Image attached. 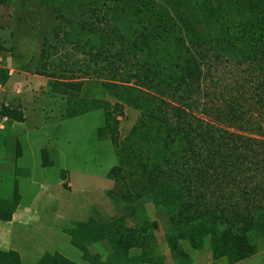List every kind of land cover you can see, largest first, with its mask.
<instances>
[{"label": "rangeland", "instance_id": "1", "mask_svg": "<svg viewBox=\"0 0 264 264\" xmlns=\"http://www.w3.org/2000/svg\"><path fill=\"white\" fill-rule=\"evenodd\" d=\"M149 1L166 6L183 34L196 40L206 36L200 46L187 41L202 68L198 106L186 108L187 112L205 122L220 120L223 123H217L224 130L254 138L264 148V1ZM67 4L66 0H6L0 4V109L9 105L24 115L23 122L4 121L0 115V200L13 199L15 187L21 197L14 218L9 223L0 221V251H16L20 264H41L45 254L53 253L88 264L71 243L68 231L90 219L107 222L134 208L117 205L106 196V190L113 187L107 173L117 164V145L112 139L122 142L140 111L119 103V113L111 89L104 84L140 89V78L125 82L129 75L114 73L105 59L98 61L96 48L81 47L86 39L66 40L63 30L85 19L72 15ZM99 26L112 37L111 27L105 22ZM238 51L245 56L237 57L234 52ZM132 74L140 76V70L132 69ZM96 100L104 103L102 107L66 117L70 102L87 106ZM107 103L113 107L106 108ZM230 108L238 111L241 120H227ZM257 160L243 166V175L247 187L257 185L264 192V170L256 173ZM259 166L264 169V161ZM242 177L238 175L239 180ZM159 184L166 190L175 187L169 180H159ZM181 199L170 195L164 206L144 200L150 222L140 243L146 246L153 236L152 261L229 264L219 256L210 235L199 237L196 222L174 223L178 210L172 203ZM260 212L264 217V210ZM228 215L233 219L231 212ZM170 225H175L171 239L176 255L167 237ZM223 226L216 220V231ZM247 233L252 239V232ZM255 242L256 252L234 264H264V238ZM106 249L103 243L88 244L93 256H104ZM144 251L140 246L130 255H140V264H148Z\"/></svg>", "mask_w": 264, "mask_h": 264}, {"label": "trees", "instance_id": "2", "mask_svg": "<svg viewBox=\"0 0 264 264\" xmlns=\"http://www.w3.org/2000/svg\"><path fill=\"white\" fill-rule=\"evenodd\" d=\"M4 2L0 0V4ZM66 3L65 8L73 13L70 14L85 18L63 30L66 40L73 43L86 39L81 47H89L90 51L96 48L94 56L98 61L105 59L114 73L129 75L125 82L140 78L141 87L104 84L111 89L116 99L114 108L119 107V113L122 103L140 111L122 142L112 139L117 145V164L107 173L113 187L106 190V196L117 205L134 208L104 223L92 219L79 223L68 231L71 243L82 251L88 264H140V255H130L133 248L140 246L146 249L143 256L148 261L144 262L158 264L150 258L153 236H149L148 245L140 243V236L149 231L146 226L150 222L143 205L147 200L164 206L173 195L182 198L172 203L178 210L174 223L196 222L199 237L210 235L219 248V256L225 257L229 264L254 254L255 241L264 238V217L260 215L264 210V192L257 185L247 187L248 180L243 175L246 170L242 168L260 158L256 173L264 170L259 168L264 161L263 145L256 144L254 138L224 130L217 123H223L220 120L205 122L186 110L198 106L195 102L202 77L201 64L187 41L200 46L206 42V36L196 40L183 34L182 29L176 28L169 9L149 0H66ZM101 22L111 27V38L101 32ZM234 53L237 57L245 56L242 51ZM95 64L98 65L97 61ZM132 69L140 70V76L132 74ZM42 72L37 70L38 74ZM65 85L78 88L77 84ZM103 104L97 100L87 106L70 102L66 117L84 114ZM105 107L113 106L107 103ZM0 115L10 121H24L23 112L9 105L1 107ZM225 116L228 121L241 120L234 108ZM159 180L172 181L175 187L166 190ZM20 198L15 187L13 199L0 200V221L11 220ZM216 220L224 224L220 232L216 231ZM151 223L158 228L156 221ZM174 228L175 225H170L167 231L172 254L176 251L171 239ZM248 231L252 232V239ZM89 243H103L107 252L104 256H93L88 250ZM41 260V264H77L59 253L45 254ZM0 264H20L18 253L0 251Z\"/></svg>", "mask_w": 264, "mask_h": 264}, {"label": "built area", "instance_id": "3", "mask_svg": "<svg viewBox=\"0 0 264 264\" xmlns=\"http://www.w3.org/2000/svg\"><path fill=\"white\" fill-rule=\"evenodd\" d=\"M2 84L0 83V89L2 88ZM3 120L6 121L7 120V117H3Z\"/></svg>", "mask_w": 264, "mask_h": 264}, {"label": "crops", "instance_id": "4", "mask_svg": "<svg viewBox=\"0 0 264 264\" xmlns=\"http://www.w3.org/2000/svg\"><path fill=\"white\" fill-rule=\"evenodd\" d=\"M19 205H20V204H19ZM14 214H15V212L13 213V215H12V218H14ZM12 218H11V219H12ZM6 222H8V223H9L10 221H6Z\"/></svg>", "mask_w": 264, "mask_h": 264}]
</instances>
